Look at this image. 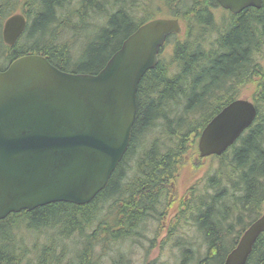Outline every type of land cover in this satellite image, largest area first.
I'll list each match as a JSON object with an SVG mask.
<instances>
[{
    "label": "trees",
    "instance_id": "trees-1",
    "mask_svg": "<svg viewBox=\"0 0 264 264\" xmlns=\"http://www.w3.org/2000/svg\"><path fill=\"white\" fill-rule=\"evenodd\" d=\"M0 1V71L20 57L40 55L61 71L96 74L130 34L158 18L147 6L140 9L138 0H21L27 25L9 47L2 41V26L18 0ZM155 1L183 30L166 40L157 66L140 80L136 119L122 160L88 204L57 202L1 220L0 264H65L67 246L62 244L64 250L57 255L55 243L71 242L76 231L92 226L100 232L102 254L90 239L80 243L82 250L72 241L75 250L69 264H132L121 252L104 262L113 249L109 242L135 238L150 221L164 219L168 208L176 210V223L181 218L194 226L205 247L202 254L192 250L182 233L184 238L179 236L175 244L181 248L178 264H222L263 214L264 0L260 9L224 11L219 21L215 0ZM134 10H143V17L135 18ZM90 19L97 22L91 25ZM172 37L176 41L166 61L163 49ZM251 83L255 121L223 154L209 157L210 170L178 198L175 184L181 169H192L201 160L197 142L203 128ZM44 230L54 233L45 244L32 243L22 233L38 236ZM246 264H264V232Z\"/></svg>",
    "mask_w": 264,
    "mask_h": 264
},
{
    "label": "water",
    "instance_id": "water-1",
    "mask_svg": "<svg viewBox=\"0 0 264 264\" xmlns=\"http://www.w3.org/2000/svg\"><path fill=\"white\" fill-rule=\"evenodd\" d=\"M215 1L232 14L262 5ZM26 23L22 14L7 18L4 44L13 46ZM181 30L176 18L142 24L96 74L61 71L40 55L0 71V221L57 202L85 205L106 187L129 146L140 80L157 66L167 38ZM256 117L249 100L227 104L200 133L199 157L223 154ZM263 232L264 212L222 264H246Z\"/></svg>",
    "mask_w": 264,
    "mask_h": 264
},
{
    "label": "rangeland",
    "instance_id": "rangeland-1",
    "mask_svg": "<svg viewBox=\"0 0 264 264\" xmlns=\"http://www.w3.org/2000/svg\"><path fill=\"white\" fill-rule=\"evenodd\" d=\"M20 1V2H18ZM16 1L14 4V13H22L24 5L20 4L21 0ZM2 2V1H0ZM138 4H140V9L144 8V6H147L149 10L152 12V10L157 12L158 18H168L169 15L166 13V10L161 6V3L159 1L155 0H138ZM161 10V11H160ZM222 8H217L214 10L215 18L217 21H219L220 17L224 16V12ZM161 12V13H160ZM133 15L135 18H142L143 17V10H134ZM155 16V15H154ZM75 22V21H74ZM91 25L93 23H96V19H90L88 21ZM183 30V28H182ZM181 30V33H182ZM179 33V35L181 34ZM68 35V34H67ZM178 35V34H176ZM183 39V38H182ZM180 39V40H182ZM179 40V39H178ZM176 39L175 37H172L170 39V42L167 43L165 48L163 49V60L165 57V60L167 61L169 58V55H171V52L174 47ZM261 65L264 66V52L263 55L260 57ZM254 84L251 83L250 85H244L240 90L238 91V97L241 99L252 101L253 93H254ZM209 157L200 158V162H197V166L190 169L189 167H184L181 169L180 174L178 176V179L175 184V193L178 198H181L188 188H191L192 185L198 184L199 180L206 174V171L210 170L212 166V162H210ZM201 187V186H199ZM173 208V207H172ZM176 210L167 209L168 214H165L164 219L159 221H150L147 223V225L144 228H141L138 232L139 235L135 236V238H131L128 240L118 241L116 243L109 242L108 247L113 248L112 251L106 254V256L103 257L104 262L108 263L109 258L113 256L114 253H124L127 254L131 260L132 264H178L179 262V256L181 252V248L178 246H175L177 244V240L179 239V236L184 238V235L187 236V239L190 242V246L195 250L199 251V254L204 253L205 247L201 241V239L195 235V228L194 226L188 224L185 225L184 220L180 218L179 221L181 223H176ZM189 222V221H188ZM190 223V222H189ZM95 225V224H94ZM168 228L173 229V233L169 235ZM47 231L45 233H40L38 236L33 235V233H24L22 232L26 237H30L32 239V243L36 242L40 244H45L47 242L48 235H52L54 233L51 232V230H44ZM99 231L96 226H92L91 228H84L83 231L79 232L76 231L74 235H72V241H76V249L82 250V246L80 243L86 242L87 239H90L95 244L93 245V249L96 252H100V255L103 251V243L102 241H99ZM184 235H183V234ZM82 234V238L80 236ZM15 235V234H14ZM94 237H90V236ZM98 236V237H97ZM68 241V239H65L64 241L60 240V242H56V254H61L64 250L62 247V244L67 246V251H65L63 255V259H68L65 264H69L68 262H71V258L74 256L72 255L73 250H75L74 245ZM114 246V247H113ZM109 251V249H108ZM112 254V255H111ZM29 255H32L31 253ZM111 255V256H110ZM65 256V257H64ZM25 263V262H24ZM21 263V264H24ZM26 264V263H25Z\"/></svg>",
    "mask_w": 264,
    "mask_h": 264
}]
</instances>
